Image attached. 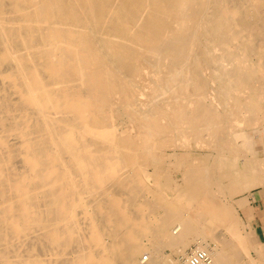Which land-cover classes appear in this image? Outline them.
Here are the masks:
<instances>
[{
	"label": "bare ground",
	"instance_id": "obj_1",
	"mask_svg": "<svg viewBox=\"0 0 264 264\" xmlns=\"http://www.w3.org/2000/svg\"><path fill=\"white\" fill-rule=\"evenodd\" d=\"M255 138L264 0H0V264H264L221 201L264 186Z\"/></svg>",
	"mask_w": 264,
	"mask_h": 264
},
{
	"label": "rangeland",
	"instance_id": "obj_2",
	"mask_svg": "<svg viewBox=\"0 0 264 264\" xmlns=\"http://www.w3.org/2000/svg\"><path fill=\"white\" fill-rule=\"evenodd\" d=\"M248 133L249 134H252L254 133V131L252 129H248ZM255 146L257 147L258 150H262L261 148V145L264 141H261L259 138H255ZM179 154L181 156H186V159H185V167L186 166H190L191 164V160L190 158H188V152H185V151H180ZM190 156H196L198 155V152L197 151H194V152H190ZM258 158H261V157H258ZM263 159H264V156H263ZM262 159V160H263ZM167 167H169V171L166 173V175H164V177L170 181L171 183V186H172V190H173V193L174 195L175 194H182V196L184 197L185 199V202L187 203V205L191 208L192 212H194V214H199L201 212H204L208 215H210V218H212L214 215V220L212 218V222H211V230L212 231H216L218 230V228H224L226 225H227V222L225 219L218 217L214 212H212L211 210V207H207L206 205L211 203V194L210 193H207V192H204L202 190V188L200 187H197V188H194L190 183H187V177L185 176V171L183 170L182 167H177V161L175 159H170L168 162H167ZM186 179V180H185ZM183 183V184H182ZM189 185H190V188H189ZM259 187V186H258ZM256 188V187H254ZM253 189V188H252ZM250 189V190H252ZM192 190V191H191ZM249 190V191H250ZM248 191V192H249ZM194 192V193H193ZM202 192V193H201ZM186 193V194H185ZM244 193H237V194H234L231 198H225V199H221V201L223 202V204L225 205H229L233 210L234 208L237 209V206L238 203L240 202L239 199L240 197H242ZM193 194V195H192ZM185 195V196H184ZM204 195V196H203ZM234 198V199H233ZM191 202V203H190ZM225 202V203H224ZM231 202H232V205H231ZM230 203V204H228ZM235 210V209H234ZM206 211V212H205ZM233 212V211H232ZM234 214H235V217L236 218H239V223L242 221L240 219V216H239V213H238V209L236 211H234ZM244 226V227H243ZM242 227V228H241ZM240 228H241V235L245 234L244 236L242 235L243 239H246V244L248 245V258H250L251 260L255 261V260H258L259 257H258V252H257V249L259 247V244H256L255 241H254V236L252 234V232L250 231L249 227H247L245 225L244 222H241L240 224ZM246 232V233H245ZM247 235V237H246ZM249 244H248V243ZM251 244V246H250ZM258 246V247H257ZM195 248H197L194 244H191L187 249L188 250H185V253L187 254V256H184V255H181V254H178L177 253H174L172 252L170 249L166 248L163 250V254L164 255H168L171 257V259L173 260H177L181 263H183L184 259H186V257H189L190 254L192 253V250L194 251ZM251 248V249H250ZM255 248V249H254ZM259 250V249H258ZM257 252V253H256ZM170 254V255H169ZM148 252H144L143 253V258H147L148 256ZM174 257H173V256ZM179 256L182 258H179ZM257 258V259H256ZM142 260V259H141ZM183 261V262H182Z\"/></svg>",
	"mask_w": 264,
	"mask_h": 264
},
{
	"label": "crops",
	"instance_id": "obj_3",
	"mask_svg": "<svg viewBox=\"0 0 264 264\" xmlns=\"http://www.w3.org/2000/svg\"><path fill=\"white\" fill-rule=\"evenodd\" d=\"M239 201L240 219L249 227L255 243L264 244V186L246 192Z\"/></svg>",
	"mask_w": 264,
	"mask_h": 264
},
{
	"label": "built area",
	"instance_id": "obj_4",
	"mask_svg": "<svg viewBox=\"0 0 264 264\" xmlns=\"http://www.w3.org/2000/svg\"><path fill=\"white\" fill-rule=\"evenodd\" d=\"M196 251L192 252L188 257L190 264H209L208 258L202 252Z\"/></svg>",
	"mask_w": 264,
	"mask_h": 264
}]
</instances>
